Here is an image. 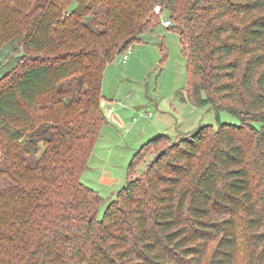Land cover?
Wrapping results in <instances>:
<instances>
[{
	"label": "trees",
	"instance_id": "1",
	"mask_svg": "<svg viewBox=\"0 0 264 264\" xmlns=\"http://www.w3.org/2000/svg\"><path fill=\"white\" fill-rule=\"evenodd\" d=\"M156 6L180 36L192 102L219 127L142 145L100 220L105 200L81 178L107 123L104 71L161 24ZM4 58L0 264H204L215 240L208 264H236L242 219L246 264H264V0H0Z\"/></svg>",
	"mask_w": 264,
	"mask_h": 264
},
{
	"label": "rangeland",
	"instance_id": "2",
	"mask_svg": "<svg viewBox=\"0 0 264 264\" xmlns=\"http://www.w3.org/2000/svg\"><path fill=\"white\" fill-rule=\"evenodd\" d=\"M158 15L161 24L145 34L146 42L134 44L127 61L122 54L104 71L103 101L112 107L113 114L111 118L106 117L102 101L107 123L81 178L82 183L105 200L98 215L100 220L109 203L126 187L129 165L142 145L160 135H167L176 142L194 135L205 125L219 127L216 113L210 107L199 108L192 102L187 57L180 36L162 25V20L170 18L167 10ZM9 60L2 59L0 67L4 74ZM219 119L221 123L240 124L237 117L226 111L220 113ZM156 155L147 156L137 166L133 177L141 176ZM29 160L34 164L38 157ZM251 171L255 174L252 167ZM252 182L256 188L258 179L253 176ZM7 183L0 177V189ZM244 224L242 219L236 264H246L251 251L255 250L250 247V233ZM217 242H211L204 264L209 263Z\"/></svg>",
	"mask_w": 264,
	"mask_h": 264
},
{
	"label": "built area",
	"instance_id": "3",
	"mask_svg": "<svg viewBox=\"0 0 264 264\" xmlns=\"http://www.w3.org/2000/svg\"><path fill=\"white\" fill-rule=\"evenodd\" d=\"M163 11L164 10H163V8L161 6H156L155 10H154V13L155 14H161V13H163ZM162 25L165 26V27H169V26L172 25V21L170 20V18L164 19V20H162ZM131 53H132V47H129L125 51V53L123 54V60L127 61L129 59ZM102 107L105 109L106 117L107 118H111L112 114H113L112 107L111 106H107V103L105 101H103Z\"/></svg>",
	"mask_w": 264,
	"mask_h": 264
},
{
	"label": "water",
	"instance_id": "4",
	"mask_svg": "<svg viewBox=\"0 0 264 264\" xmlns=\"http://www.w3.org/2000/svg\"><path fill=\"white\" fill-rule=\"evenodd\" d=\"M162 155H163V152H162V153H160L158 157H161Z\"/></svg>",
	"mask_w": 264,
	"mask_h": 264
},
{
	"label": "crops",
	"instance_id": "5",
	"mask_svg": "<svg viewBox=\"0 0 264 264\" xmlns=\"http://www.w3.org/2000/svg\"><path fill=\"white\" fill-rule=\"evenodd\" d=\"M137 110H139V109H137ZM101 138V137H100ZM99 141H100V139H99ZM99 141H98V143H99ZM97 146V145H96Z\"/></svg>",
	"mask_w": 264,
	"mask_h": 264
}]
</instances>
